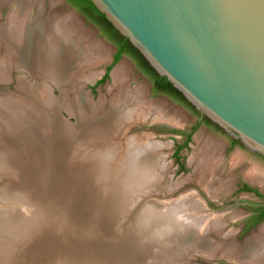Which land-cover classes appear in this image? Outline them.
Wrapping results in <instances>:
<instances>
[{
    "label": "rangeland",
    "instance_id": "rangeland-1",
    "mask_svg": "<svg viewBox=\"0 0 264 264\" xmlns=\"http://www.w3.org/2000/svg\"><path fill=\"white\" fill-rule=\"evenodd\" d=\"M2 2L0 1V26L7 23L8 17L17 7L14 2ZM30 2L32 15L34 14L32 20H43L52 25L54 29L57 27L61 31V38L76 49L78 58L74 61L71 72L77 74L72 73L74 77L71 79L70 72L64 80L56 82L48 76L38 77L35 73H28L27 70L19 66L15 67L16 64L14 63L7 67L6 61H9V58L0 49V69L7 72V76L4 77L3 81H0V98L9 95L11 97L20 96V99L17 98L20 100L18 102L26 108L30 102H23L21 98L25 96L27 99H29L28 97L33 99L31 102L34 103H31L30 107L33 111L31 115L34 117L35 132L47 133L49 131L47 136H40L45 141L42 143V148L36 153L37 156L34 155L38 165L31 159L32 146L29 147L27 153L24 146L26 144L25 136L21 139V150L17 156L20 155L27 166L28 195L26 194V198L29 201H25L23 196L3 200L5 203L1 202L3 205H0V211L15 210L14 213L11 211L5 213L29 218L30 214L34 217L36 207L39 206V215L42 211L46 218L44 222L41 214L42 221L39 222L42 223L41 227L47 226V230L52 231L54 236L59 237L64 233L66 241L65 238L59 239V241L65 242L67 247L71 246L73 249L77 247L70 237L69 231L72 230L68 226L69 224L64 223L62 225L64 222L63 215H59L63 212L61 200L59 203L61 212L56 208H51L43 194L45 185L40 181L39 172L41 170L44 172L42 175L48 174V166L44 160L40 159V156L43 158L46 155L49 161L50 152H56L57 158L53 166L56 167L55 172L58 173V176L57 180L53 181L52 179L56 178V174L49 175L52 177L50 183L55 190L59 191L61 179H66L73 173L78 177L79 187L83 191V205L86 204L87 209L91 210L88 216L82 218L83 225L87 230H92L97 225L107 227L109 224L108 232L111 237L115 236L116 241H122V239L128 241L133 234L129 230L140 231L141 229L139 223L143 205L154 203L165 208L173 202L176 204L180 202L179 200L190 196L193 197V202L196 199V203H200L201 210L205 214L206 218H202L203 220L206 219L205 222L200 219L202 230L204 231L207 227V223L208 226L212 227L208 229L207 236L212 241L210 246L216 243L224 244L222 246L225 248L227 246L230 248L231 245H235L234 248H236L238 245H243L245 239L251 238L253 234L259 240L261 239L260 243L262 242L264 245V232L262 233L264 231V219L252 229L239 232L245 225V218L251 213L252 204H264V160L246 151L243 147H231L228 136L206 123L198 124L187 145L178 149L186 139L185 135L180 133H189L198 122L191 110L170 96L154 93L149 78L137 66L135 60L128 55H123L111 67L107 77L99 82L106 72V68L112 63L115 46L105 36L100 35L96 26L87 22L78 10L66 0H30ZM51 35L49 36L52 43L57 42L55 33L53 32ZM83 63L88 66L83 65ZM82 65L86 68L85 70ZM93 66L95 67L93 68ZM88 67L90 68L88 69ZM89 74L91 77L94 74L92 79L86 78ZM81 75L83 78L80 77ZM78 77L81 78L79 81ZM69 80L71 81L69 82ZM19 84H24L26 89H32V93L35 94L29 95V93L19 89ZM43 94L50 98L47 104L40 100L39 95ZM77 101L89 105L88 108H90L87 111V116L82 119L79 118V128H75L77 120L74 115L70 114V109L74 108ZM6 102L8 100H5ZM114 106L120 107L124 114L129 115V120L126 121L125 126L118 128V123L114 124L110 121L104 131L106 136L103 138L102 136L89 138L87 134H84V128L92 124L90 122L102 119L104 115L112 111ZM139 110L142 113L138 112ZM48 119L50 124L56 123L53 131H50ZM149 124L152 126H148ZM165 125L173 126L175 129H170ZM114 126L118 129H114ZM126 126L128 129L126 128L124 132ZM60 127L63 135L61 137L58 136ZM122 133L123 135L120 136ZM153 142H156L158 146L154 151L149 150L148 155L154 156L155 160L159 161L158 170L160 171L162 186L155 188L156 184L153 183L149 187L139 188L132 185L131 182L124 184L120 175L125 164L123 162L128 145L131 144L130 148L134 150H144L147 144ZM204 146L207 147L206 151H204ZM141 153L143 156V151ZM196 153H199L200 157ZM148 155L144 157H150ZM201 158H208L206 161L209 160L207 161L209 164L206 162L202 168L198 166V161ZM149 165L154 170L151 162ZM204 169L205 171H203ZM250 172L252 173L250 174ZM87 173L90 178V187H85L82 183L83 176ZM6 174V179H10L9 172ZM14 177L16 174L12 170L11 179ZM18 181L16 178V184ZM243 185L256 189L262 196H258L255 192L242 191ZM66 191L68 192L67 188ZM200 197L208 201L212 210L206 208ZM76 198L71 197L69 199L75 208L70 207L66 210L67 213L80 212L79 205L74 202ZM150 207L155 208V205H150ZM199 209L191 210L190 216L198 218L203 214L202 211L201 213L198 212ZM214 210H220V213H213ZM210 214L215 215V217ZM51 223L56 225L59 223V229L62 233L58 235L53 231V227L51 230L49 227ZM220 224L222 227L224 226L223 234L232 233V230H238V233L234 236L228 234L223 238L221 234H215L213 231V228H218ZM201 228H197L198 232L201 231ZM100 238L105 240L102 235ZM78 244L85 247L81 241H78ZM64 248L67 252V248L63 246ZM177 249L178 253L175 255L177 259H180L181 255L185 259L197 253L193 251L191 244L179 245ZM15 254L17 253L15 252ZM168 255L170 254L163 253L158 244H153L148 255L144 257L135 255L134 258L144 260L141 261L142 264L159 261L169 263L170 259L168 258L170 256ZM83 260L80 255L75 254L74 264L77 262L84 264ZM191 263L207 264L200 259H193ZM210 264L226 263L222 259H218L216 263L211 262ZM255 264H264V260L260 259Z\"/></svg>",
    "mask_w": 264,
    "mask_h": 264
},
{
    "label": "bare ground",
    "instance_id": "bare-ground-1",
    "mask_svg": "<svg viewBox=\"0 0 264 264\" xmlns=\"http://www.w3.org/2000/svg\"><path fill=\"white\" fill-rule=\"evenodd\" d=\"M0 1L10 3L14 2L17 6L16 9L10 15V17L7 16V23L5 25L0 26V49L2 53H4V55L6 54V57L9 58V61H6L7 67H10V65L12 66V63H14L16 64L15 67L19 66L27 71H31L32 73H35V75L38 77L48 76L53 78V80L56 82L64 80L67 77V74L69 75L72 71V66L75 63L74 61L78 58L76 49L61 38V31L57 27H55L54 29L52 25L43 20H32L34 14L32 15L30 0ZM53 32L55 33V36L58 39L57 42L54 43H52V41L50 40V36H52L51 33ZM79 51L81 52V50ZM83 65L87 64L83 63ZM83 65L82 67H84ZM94 67L95 66H93V68ZM89 68L90 67H88V69ZM85 69L86 68L84 67V70ZM72 73L73 72H71V79L72 77H74ZM73 74L76 75L77 73ZM6 76L7 72L0 69V81H3L4 77ZM82 76L83 75H81L80 77ZM89 76L91 77L90 74ZM89 76H86V78ZM79 79L81 78L78 77V81ZM70 81L71 80H69V82ZM19 85V89H22L23 91L29 93V95L35 94L34 92L32 93V89H26L24 84ZM39 96L40 100L42 102H45V104L50 101L48 95L45 96L43 94ZM17 98L20 99V96L11 97V95H9L8 97L0 98V205H3V203H1L4 202L3 200L14 199L15 196H23V199L25 201H29L26 198L28 187L27 166L25 161L21 159L20 155L17 156L18 153L20 154L21 150V139L25 136L24 139L26 144L24 146L26 148L27 153L29 147L32 146L31 159L35 163L37 161L34 159V155L37 156L36 153L39 152L40 148H42V143L45 141L41 139L40 136H47L49 133V131L47 133H44L42 131L39 133L35 132V126L33 124L34 117L31 115L33 111L30 107L31 103H34L31 102V100L33 99H31L30 97H28L29 99H27L25 98V96L24 98H21V101L23 102H30L27 104L28 108H26L22 103L18 102L20 100H18ZM5 100H8V102L5 103ZM75 103L76 104L74 108L70 109L71 112H69L70 114L74 115L75 119L77 120V126L75 128H79V118L82 119L87 116V111H89L90 108H88L89 105L83 104L82 102L77 101ZM138 112L142 113V111L140 110ZM127 120H129V115L124 114L123 111H121L120 107L114 106L112 111L104 115L102 119L90 122L92 124H89L84 128V134H87L89 138L94 136H102L103 138L104 136H106L104 131L110 121L114 124L118 123L120 125H118V128H120L124 124H127ZM48 125L51 127L50 131H53L56 127V123L50 124L49 119ZM127 126L124 127V132ZM118 128H115L114 126V129ZM60 129L61 127L58 130L59 137L63 136ZM122 135L123 133L120 136ZM130 146L131 144L128 145L126 157L123 162L125 164L123 165V169L120 175V179L122 180V182L124 184H128L131 182L132 185L138 186L139 188L149 187L150 185H153V183L154 185L156 184L155 188L161 187L163 183L160 181L161 175L160 171L158 170V168L160 167L158 165L159 161L155 160L156 158L154 156L148 155L149 150L154 151L156 147L146 146V149L144 150H134L130 148ZM206 148L204 151H206ZM142 151L143 156L141 153ZM49 155V161L47 160L46 155L43 156V158L39 155L40 159L44 160L45 164L48 166V174L46 173V175H42L44 173L42 170L39 172L40 181L45 185V190L43 194L47 198L50 207L58 209L59 212H61V207L59 205L61 200L63 204V212L59 213V215H63L62 218L64 219V222H62V225H64V223L69 224L68 226L72 230L69 231L70 237L74 240L77 247L73 249L71 246L67 247L65 245V242L63 243L62 241H59V239L63 240L64 238L66 241L65 234L62 233L59 229V223H57L58 226L55 223L49 224L50 226L47 224L49 227H51V230L53 227V231L58 235L62 233V235H60L59 237L54 236L52 234V231H48L47 226L41 227L42 223H39L40 220L42 221L41 214L44 222L46 221V218L42 211H40L39 215V206L36 207L34 217L30 214L29 218L18 216V214L9 215L5 213L10 211L14 213L15 210L0 211V264H74L75 254L80 255L84 259V264H142L144 260L142 261L140 259H135V255H138L140 257L148 255L153 244H158L161 247L163 253L166 252L170 254L168 255L170 256L168 258L170 259V262L168 263L167 261H159L151 264H181L180 260L183 259V255H181L180 259H177V256H175L178 253L177 248L179 247V245H187L189 243L192 247L196 246L197 244L198 248H207V245L205 244L203 239L200 240L198 238L196 240L194 238L191 241L194 236V232L197 230V228H201V221H204L206 219H202L203 217H205V214L201 210L200 203H196V199L195 202H193V197L190 196L183 198L182 200H180L179 203L176 204L170 200V202H173V204L169 207L165 206V209L161 208L159 205L154 203H147L143 205V211L141 214L142 217L139 223L141 229L140 231L129 230L133 234L130 240L128 241H125L124 239H122V241H116L114 239L115 236L111 237L108 232L109 224L107 227H101L97 225L92 230H87L83 225L82 218L83 216H88L91 210L87 209L88 206H86V204L83 205V191L79 187L78 177H76L73 173L71 174V176L69 175L66 179H61L60 190H55L52 187V184L50 183L52 177H49V175H51L52 173L56 174V178L52 180H57L58 173L55 172L56 167L53 166L54 162L56 161L57 154L56 152H50ZM145 155L154 158L144 157ZM206 159L201 158L200 161H198V166L201 168L204 167V165H206L205 163L209 161H206ZM149 162L153 164L154 170L149 165ZM35 164L38 165V162ZM211 167L213 168V166ZM12 170L16 174V177H14V179H11ZM203 171H205V169ZM8 172L10 175V179H6V173ZM251 173L252 172H250V174ZM16 178H18L19 180L17 184V181L15 182ZM82 183L83 186L90 187V178L88 173L83 176ZM66 188L68 189V192L66 191ZM84 194L86 196L85 191ZM71 197H77L74 202L80 207L79 213L74 212L72 214L66 212V210H68L70 207L75 208L69 202V199ZM150 205H155V208L150 207ZM96 206H99L100 208L102 207L101 205ZM198 209L199 213H201V211L203 213L200 215L201 218L200 216H198V218H192V216H190L191 210ZM211 216L215 217V215ZM210 228L212 227L210 225L208 226L207 223V227H205L204 230H208ZM220 228H222V224H220L218 228H213V230ZM200 230H202V228ZM100 235H102V238H104L105 240L101 239ZM173 238L175 239L173 240ZM260 240L257 238V236L248 239L244 244L243 251L240 250L239 254L236 253L237 255H233L231 250L229 249L224 250L225 252L223 254L227 258L233 259L234 257V260H236L240 264H255L256 261H259L258 259L260 258V254H263L264 252V245H261L262 242L260 243ZM78 241H81L85 245V247H81L78 244ZM63 246L67 248V252L65 251V248L63 249ZM232 246L233 245H231L230 248ZM233 247H235V245ZM202 251L204 252V249ZM205 251L208 252V250ZM15 252L17 254H15ZM248 257L250 259H248ZM145 264L147 263L145 262Z\"/></svg>",
    "mask_w": 264,
    "mask_h": 264
},
{
    "label": "water",
    "instance_id": "water-1",
    "mask_svg": "<svg viewBox=\"0 0 264 264\" xmlns=\"http://www.w3.org/2000/svg\"><path fill=\"white\" fill-rule=\"evenodd\" d=\"M89 1L200 116L264 158V0ZM201 201L212 210L206 199ZM223 229L213 231L224 238ZM208 232H194L191 241L203 239L207 248L203 252L196 244L197 253L182 257L181 264H192L193 259L240 264L224 250L237 255L250 238L236 248L210 246ZM259 257L264 260V252Z\"/></svg>",
    "mask_w": 264,
    "mask_h": 264
},
{
    "label": "trees",
    "instance_id": "trees-1",
    "mask_svg": "<svg viewBox=\"0 0 264 264\" xmlns=\"http://www.w3.org/2000/svg\"><path fill=\"white\" fill-rule=\"evenodd\" d=\"M72 7L76 8L80 15L84 17V19L96 26L99 30L100 35L105 36L114 46L115 52L113 54L112 63L106 68V72L104 73L102 79L99 81L101 82L105 79L108 75L109 70L111 67L123 56L128 55L132 57L137 66L142 70V72L149 78L152 84V90L154 93L157 94H165L167 96L172 97L173 99L180 102L182 105L187 107L191 112L198 118L200 114L182 97V95L172 87V85L161 76H158L155 71L147 64V62L143 59V57L134 49L128 42V40L121 35L111 26V24L106 20L104 15L100 13L94 5L89 0H66ZM206 123L217 130L221 131L217 126L211 123L205 117H202L201 122H197L191 128L189 133H180L185 135V141L183 145L179 146L178 149L183 148L187 145L190 140V136L192 132L197 128V125L200 123ZM222 132V131H221ZM235 145H240L238 140H232L231 147ZM177 149V150H178ZM242 191H252L255 192L258 196H262L258 193L256 189H252L247 185H244L241 189ZM251 211L255 213L253 216L249 218L250 225H257L264 219V205L262 204H253ZM247 226V229H248Z\"/></svg>",
    "mask_w": 264,
    "mask_h": 264
},
{
    "label": "flooded vegetation",
    "instance_id": "flooded-vegetation-1",
    "mask_svg": "<svg viewBox=\"0 0 264 264\" xmlns=\"http://www.w3.org/2000/svg\"><path fill=\"white\" fill-rule=\"evenodd\" d=\"M197 120H198V122H201V120H202V116H199L198 118H197ZM203 123V122H202ZM223 132V131H222ZM224 133V132H223ZM225 134V133H224ZM226 135V134H225ZM226 136H228V135H226ZM228 138L230 139V143L232 142V140H235V139H233L232 137H230V136H228ZM241 145V144H240ZM230 146H231V144H230ZM235 146H239V145H235ZM239 147H242V146H239ZM257 157H259V158H261V159H263L264 160V158H262V157H260V156H258L257 155ZM244 186V185H243ZM242 186V187H243ZM248 187H250V186H248ZM250 188H252V187H250ZM242 189V188H241ZM252 189H254V188H252ZM252 192V191H251ZM254 193V192H253ZM262 205H264V204H262ZM252 206H253V204H252ZM252 206H251V208H252ZM255 213H253L252 211H251V213L245 218V225L242 227V229L239 231V232H241V231H246V230H248L249 228H253L255 225H250V226H248V224H249V222H250V220H249V218L251 217V216H253ZM247 226H248V229H247Z\"/></svg>",
    "mask_w": 264,
    "mask_h": 264
},
{
    "label": "crops",
    "instance_id": "crops-1",
    "mask_svg": "<svg viewBox=\"0 0 264 264\" xmlns=\"http://www.w3.org/2000/svg\"><path fill=\"white\" fill-rule=\"evenodd\" d=\"M262 233H263V231H262Z\"/></svg>",
    "mask_w": 264,
    "mask_h": 264
}]
</instances>
